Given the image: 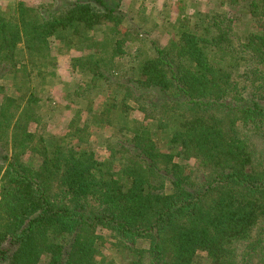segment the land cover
Here are the masks:
<instances>
[{"label": "trees", "instance_id": "obj_1", "mask_svg": "<svg viewBox=\"0 0 264 264\" xmlns=\"http://www.w3.org/2000/svg\"><path fill=\"white\" fill-rule=\"evenodd\" d=\"M214 1L169 46L153 43L140 77L120 83L126 104L60 136L42 125L37 78L56 43L93 50L74 63L112 84L123 0L0 10V97L16 92L0 104V264H197L201 252L202 264H264V0ZM128 103L144 123L116 129L99 158L93 130L126 119ZM158 132L175 150L158 148ZM33 151L39 169L22 159ZM106 233L120 258L103 256Z\"/></svg>", "mask_w": 264, "mask_h": 264}, {"label": "rangeland", "instance_id": "obj_2", "mask_svg": "<svg viewBox=\"0 0 264 264\" xmlns=\"http://www.w3.org/2000/svg\"><path fill=\"white\" fill-rule=\"evenodd\" d=\"M48 2L50 0H41L40 4ZM214 5V0H123L122 10L127 17L118 28L121 32H126V41L122 44L124 53L113 60L114 68L109 74L113 80L112 84H107L103 79L92 82L93 75L87 70L86 60L74 63L77 58L89 57L93 50H70L64 45L57 47L58 44L55 43V49L52 51L55 58H51V68H48V73L44 74L43 78H37L40 81L39 94L44 107L38 111L43 118L42 125L51 135L60 136L65 134L69 121L73 119L83 124L92 120L97 111L112 104L113 101L116 104L119 102L126 104L123 98L126 89L121 87L120 83H124L129 78L140 77L142 62L154 54L153 43L164 48L169 46L178 37L177 32L181 26L188 21H194V17L199 13L210 11ZM102 28L97 35L94 32L98 39L110 32ZM106 52H110L108 48ZM74 69L78 72H74ZM81 70L83 72H80ZM118 79L120 80L117 81ZM5 86V94L0 97V104L4 102V97L16 96L11 84ZM128 106L130 108L127 110L128 114H125L126 119L124 114L117 113L112 127L93 130L91 148L99 158L105 159L108 156L109 152L104 140L113 133L116 134V129L127 127V122L132 120L144 123L145 115L137 110L136 105L128 103ZM169 140L167 132H158L156 135V144L162 151L175 150L171 149ZM33 148L38 149V138L34 141ZM22 159L34 169H39L43 160L35 151L24 155ZM194 164L195 162L191 161V166ZM104 235L108 242L103 249V256L107 260L120 258L114 253L113 241L109 234ZM205 260L206 254L201 252L195 262L202 264Z\"/></svg>", "mask_w": 264, "mask_h": 264}, {"label": "crops", "instance_id": "obj_3", "mask_svg": "<svg viewBox=\"0 0 264 264\" xmlns=\"http://www.w3.org/2000/svg\"><path fill=\"white\" fill-rule=\"evenodd\" d=\"M41 0H0V10L7 9L9 6L14 5L16 2H23L28 7H36L40 4Z\"/></svg>", "mask_w": 264, "mask_h": 264}]
</instances>
